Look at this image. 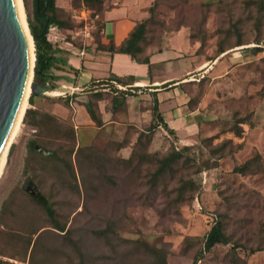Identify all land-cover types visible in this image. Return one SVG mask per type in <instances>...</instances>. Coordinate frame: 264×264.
<instances>
[{
	"label": "rangeland",
	"instance_id": "1",
	"mask_svg": "<svg viewBox=\"0 0 264 264\" xmlns=\"http://www.w3.org/2000/svg\"><path fill=\"white\" fill-rule=\"evenodd\" d=\"M23 1L28 24H36L35 9L40 10L42 0ZM122 2L56 0L67 28L52 26L49 34L57 40L54 47H66L61 58L67 59L71 51L97 49L106 12ZM137 3L146 16L152 9L145 51L164 48L180 30L202 44L197 54L206 68L191 74L185 86L190 110L203 116L194 142L182 144L160 125L148 134L154 100L144 94L122 106L114 124L109 122V97L97 102L88 89L69 94L56 84V69L46 83L34 78L42 90L29 104L31 112L24 117L0 180V259L29 264L38 237L32 234L51 229L39 200L26 192L27 182L33 181L53 205L57 224L69 232L45 233L32 264H264V250H249L264 243V54L249 48L264 43V21L254 22L250 0ZM238 38L244 45L236 46ZM175 41L182 48L184 39ZM52 87L58 93L48 94ZM103 89H109L105 95L113 90L97 87ZM66 95L77 97L73 106ZM90 101L98 105L104 127L90 116L87 126L74 121L76 104ZM35 113L50 114L55 122L45 119L41 124ZM38 121L40 126H34ZM59 127L63 135L57 134ZM126 144L130 147L120 151ZM36 145L57 152V157L41 155ZM173 149L182 150L183 159L154 179L159 161ZM248 162L253 163L250 174L234 172ZM222 215H227V233L241 246L217 245L206 252L204 240ZM108 227L109 234L95 233Z\"/></svg>",
	"mask_w": 264,
	"mask_h": 264
},
{
	"label": "crops",
	"instance_id": "2",
	"mask_svg": "<svg viewBox=\"0 0 264 264\" xmlns=\"http://www.w3.org/2000/svg\"><path fill=\"white\" fill-rule=\"evenodd\" d=\"M131 1L123 0L116 8L106 12L103 45H109L113 42L119 46L134 29L137 21L145 18L146 15L142 14L141 9H139L138 0ZM179 36L184 39L182 48L178 47L175 41ZM199 46V43L192 44L190 42L187 31L180 30L174 33L168 38L167 44L161 51L153 52L150 59L151 73L149 65L136 63L126 54H112L96 48L89 51L83 50L84 55H80L82 51L79 53L77 50L71 51V55L65 61L68 66L76 69V71H55V76L58 78L56 84L70 90L68 91L69 94L79 93L84 89H88L86 93H90L93 83L109 79L112 75L122 78L134 77V82L129 87L141 88L136 95L142 94V97L158 100L159 111L167 126L164 128L161 124L160 128L174 134L180 143L192 144L203 116L200 114L199 117L197 111L190 110V97L185 86L191 74L206 68V63L197 54ZM64 48L66 49L64 46H59L61 50ZM218 62H213L212 65H216ZM207 67L213 68L211 65ZM223 69H219V71ZM113 82L115 81L111 83ZM117 85L111 84L114 88H118ZM38 90L42 89L38 88ZM50 91L52 92L48 91L47 93H58L57 90L50 89ZM134 98L136 96L129 97L128 103ZM55 110L57 109L55 108ZM74 110L76 123L81 126L90 124V117L85 106L76 104ZM53 113L58 114L56 111ZM62 115L66 118L64 113H61Z\"/></svg>",
	"mask_w": 264,
	"mask_h": 264
},
{
	"label": "trees",
	"instance_id": "3",
	"mask_svg": "<svg viewBox=\"0 0 264 264\" xmlns=\"http://www.w3.org/2000/svg\"><path fill=\"white\" fill-rule=\"evenodd\" d=\"M55 1L56 0H54L51 4H48L47 8H45L44 7L45 0H42L41 5H40V10H38V6L35 9L34 15H35L36 24H33L32 21H29L30 31H31V34L35 42V53L39 60V72L37 73L35 78L37 80L43 81V83H46L45 80L48 78V74L52 69H56L59 71L63 70L67 72L76 71V69L68 66L65 59L61 58L60 55H62L63 50L54 47V42H56L57 40L56 41L52 40L49 34V29L52 26H54L56 29L67 28V24L64 21H62V19L60 18L58 14V10L55 6ZM86 1L89 2V0H86ZM250 2L252 6L251 9H249V13H252L251 17L254 19V22L256 24H262V22L264 21V0H250ZM151 11L152 9H149L147 12V16L137 21L134 29L130 32L128 37L119 46L115 45L113 42H111L109 45H103L102 43L99 42L97 45V49L102 50V51H107L112 54H126L136 63L149 65L150 73H151L150 59L154 51H147V50L145 51V44L147 43V32H148V26H149V20H150L148 17V14L151 13ZM189 39L192 44L198 43V42L192 41V38L190 35H189ZM242 45H244L242 39L238 38L236 46H242ZM201 47H202V44H200L199 49L197 50V53L199 52ZM249 48L255 51H258L260 54L263 53V49L260 47H249ZM161 50L162 49H158L156 50V52H159ZM224 52H225L224 49L222 48L219 49L220 54H223ZM112 81H115L117 84L121 85L122 87H125V89H116L112 87L113 90L111 92V95H105V91L97 90L98 86H101L104 88L111 87ZM133 82H134V77L122 78V77L112 75L109 79L100 80L97 83H93L92 90L90 91V93H87V94H89V96L97 100V102H101L105 100V97H109L110 109L108 110V112L111 113V119L109 120V122L118 124L117 119L119 118V116H121L120 108L122 106L126 107L128 104V98L132 96H136L137 91L141 89L140 87H129V85L132 84ZM54 88L55 87H52V90ZM34 96L35 95L33 94V90H32L31 96L29 99V103L31 105H33ZM69 96H70V105L73 106L74 103H76L75 99H77V97H72V95H68V96L66 95L65 99L68 102H69ZM83 106L86 107V110L89 116L91 117L92 121L96 123L98 127L105 126L103 125L104 122L101 119L98 105L94 106L93 103L90 101L85 105L83 104ZM30 112H31L30 110H27L25 119L28 117ZM151 113H152V120L149 123V126L147 128V133L153 135L155 130L159 128V125L163 124V127L167 128L162 118V114L159 111L158 100L156 98H154V104L151 109ZM35 114L39 115L41 124L43 123L45 119H48L49 121L55 120L54 117L50 114H45V115L41 113H35ZM33 125L40 126V123L38 121L36 123H33ZM140 131L144 132L143 130H140ZM57 134L58 135L64 134L62 127H59ZM70 134L74 140V131L71 130ZM141 137H142V134H139L138 142L141 140ZM129 147H130V144L121 145L120 151L125 150ZM182 150H187V149L184 148ZM182 150L178 151L176 149H173L167 154V156H165L162 160L159 161V167L157 171H155V173L153 174L154 179L163 177L166 171L172 170L173 165L177 164L179 161L183 159L184 156H183ZM77 151L79 152V149ZM49 153H50V157L51 156L57 157V152L49 151ZM132 156H133V151L128 159L130 160ZM252 167H253V163L248 162L241 167H236L234 172L236 174L247 175V174H250L249 172L252 170ZM36 203L43 208L47 219L52 224V226H50L51 229L59 233H65L64 235L68 234L69 231L66 230V226L57 224L55 209L53 208V205L51 204L48 198L44 196L41 201H36ZM227 224H228L227 215L226 216L222 215V218L214 223L213 227L211 228L210 232L207 234L204 240V250L206 252L211 251L217 245L234 244L233 248H236V246H241L238 242H233L232 236L227 233ZM51 229H47L43 231L42 229H38L32 234V235H37L38 237L35 240L34 245L32 247L29 264L33 263L34 252L37 247V243H39L40 238L47 232L48 233L54 232ZM110 232H111L110 227L104 230L95 231V233L99 235H106V234H109ZM243 247L245 246L243 245ZM249 250L251 254H255L257 252L263 251L264 250L263 241L257 247L255 248L251 247L249 248ZM148 251L149 252L152 251V253L155 254L158 250H151V248H148ZM2 254L3 253L0 252V255ZM0 264H11V263L0 259ZM162 264H164V262H162Z\"/></svg>",
	"mask_w": 264,
	"mask_h": 264
},
{
	"label": "water",
	"instance_id": "4",
	"mask_svg": "<svg viewBox=\"0 0 264 264\" xmlns=\"http://www.w3.org/2000/svg\"><path fill=\"white\" fill-rule=\"evenodd\" d=\"M53 1L45 0L44 7L47 8ZM28 68V47L20 25L16 2L0 0V163L23 98ZM38 72L39 60L36 55L34 78ZM38 88L33 83V94L38 92ZM35 150L43 156L50 155L40 145H36ZM25 189L36 200L43 199L34 182H27Z\"/></svg>",
	"mask_w": 264,
	"mask_h": 264
},
{
	"label": "bare ground",
	"instance_id": "5",
	"mask_svg": "<svg viewBox=\"0 0 264 264\" xmlns=\"http://www.w3.org/2000/svg\"><path fill=\"white\" fill-rule=\"evenodd\" d=\"M16 2V8L17 13L20 21L21 28L23 30V33L26 38L27 47H28V54H29V68H28V77L27 82L23 94V98L14 122V125L12 127V135L8 142L6 143V147L4 149L3 159L0 163V180L3 177L6 166L8 163V157H9V151L14 144V141L16 137L19 135L21 128L23 126V120L26 114V111L29 108V99L31 96L32 86H33V80H34V69H35V61H36V53H35V42L34 38L31 34L29 24L26 20V13H25V5L23 0H15Z\"/></svg>",
	"mask_w": 264,
	"mask_h": 264
},
{
	"label": "built area",
	"instance_id": "6",
	"mask_svg": "<svg viewBox=\"0 0 264 264\" xmlns=\"http://www.w3.org/2000/svg\"><path fill=\"white\" fill-rule=\"evenodd\" d=\"M253 47H260V48H262V49H263V54H264V43H262V44H258V45H253ZM80 55H84V51H82V52L80 53ZM112 84L117 85L116 82H113ZM117 87H118V89H125V88H123V87H121V86H118V85H117Z\"/></svg>",
	"mask_w": 264,
	"mask_h": 264
}]
</instances>
